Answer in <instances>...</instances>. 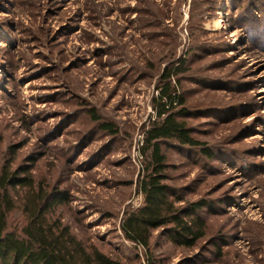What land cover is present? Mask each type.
I'll list each match as a JSON object with an SVG mask.
<instances>
[{"label": "rangeland", "instance_id": "1", "mask_svg": "<svg viewBox=\"0 0 264 264\" xmlns=\"http://www.w3.org/2000/svg\"><path fill=\"white\" fill-rule=\"evenodd\" d=\"M178 62L172 84L200 145H162L166 182L178 206L203 205L206 229L190 250L155 232L150 259L264 264V0H0V171L62 197L55 215L85 246L147 264L119 225L142 204L144 133Z\"/></svg>", "mask_w": 264, "mask_h": 264}, {"label": "trees", "instance_id": "2", "mask_svg": "<svg viewBox=\"0 0 264 264\" xmlns=\"http://www.w3.org/2000/svg\"><path fill=\"white\" fill-rule=\"evenodd\" d=\"M185 63L178 62L164 68L160 74L159 96L153 101L156 118L144 133L142 153L143 171L137 181V193L142 204L126 212L119 225L124 241L140 248L147 257V264H153L149 255L153 234L165 230L170 240L185 248H195L205 236V219L199 215L202 204H184V199L171 191L167 185L166 158L163 144H176L185 149H195L198 143L190 129L182 121L186 114V102L176 93L172 80L183 73ZM96 122L97 117L91 114ZM102 130L112 132L108 124L100 125ZM201 158L212 160L205 148H199ZM17 187L28 189L25 199L15 201L9 191ZM21 221L13 222L11 214L18 210ZM62 197L49 196V190L42 185H33L31 179H19L15 175L0 171V264H121L107 258L95 246H85L55 215Z\"/></svg>", "mask_w": 264, "mask_h": 264}, {"label": "bare ground", "instance_id": "3", "mask_svg": "<svg viewBox=\"0 0 264 264\" xmlns=\"http://www.w3.org/2000/svg\"><path fill=\"white\" fill-rule=\"evenodd\" d=\"M216 29H219V28H218V26H217V28H216Z\"/></svg>", "mask_w": 264, "mask_h": 264}]
</instances>
